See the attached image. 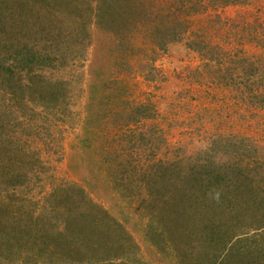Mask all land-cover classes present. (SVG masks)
<instances>
[{"label":"rangeland","instance_id":"rangeland-1","mask_svg":"<svg viewBox=\"0 0 264 264\" xmlns=\"http://www.w3.org/2000/svg\"><path fill=\"white\" fill-rule=\"evenodd\" d=\"M7 2L16 16L3 33L0 26V38L9 42L14 35L13 45L44 47L32 22L44 25L69 14L61 13L60 0ZM104 2L95 0L94 8ZM114 6L131 16L137 10V21L149 20L121 25L135 32L126 42L90 20L76 56L37 70L67 83L64 112L55 114L60 119L47 118L40 108L38 121L25 124L24 155L1 147L3 160L14 164L4 169L0 163V223L10 212L12 226H26L20 229L30 241L28 247L14 246L13 264L74 258L79 264H185L161 222L162 199L168 203L175 191L166 179L180 174L177 166L203 161L220 142L229 145V157L245 161L243 170L256 183L264 180V94L258 95L264 92V45L258 43L264 40V0H124ZM180 13L190 29L182 38L164 40L169 28L163 16ZM15 166L26 167L31 181L17 187ZM161 169L166 174L160 176ZM256 211L248 220L254 228L264 223V203ZM109 224L131 237L116 238ZM245 234L240 231L235 242L236 263L264 264V235Z\"/></svg>","mask_w":264,"mask_h":264},{"label":"trees","instance_id":"trees-1","mask_svg":"<svg viewBox=\"0 0 264 264\" xmlns=\"http://www.w3.org/2000/svg\"><path fill=\"white\" fill-rule=\"evenodd\" d=\"M6 1L0 0L2 33L10 27L11 21L16 16L12 7H5L9 3H4ZM44 1L47 3L55 0ZM60 1L64 2L65 6L62 7V12L59 8V12L69 13L67 16L55 15L57 19L55 18L54 21L52 19L50 22L44 21V25L37 23L40 22L39 20L32 22L35 24L34 29L38 30L36 35L39 38L41 36V41L44 39V47L38 42L13 45L15 36L12 34H10L12 39L9 42L0 38V99L2 100L0 106V163L4 164V169L14 163L3 160L5 155L3 149L8 152L15 148L17 157L24 155L22 153L26 142L22 135L29 136L25 124L30 119L36 118L38 121L42 114L39 111L40 108H43L44 116L47 118L56 117L55 114L59 115L64 112L62 105L66 104L65 100L68 94L66 81L57 78L46 79L37 70L39 68L51 69L58 61L62 65L67 64L68 58H71L72 55L76 56V53L80 52V49H76L83 48L86 42L88 24L93 18L97 20V24L102 30L114 33L118 40L122 39L125 42L128 40V36L132 41L135 32L131 31L129 27L126 31V28H122L121 25L129 24L132 20L136 23L135 25L149 20L146 17L145 20H135L138 18L136 14L138 11L134 8L132 16L124 12V7L116 10L114 4L124 3V0H105L106 2L98 8H94L95 0H74L71 1L73 2L72 7L69 5L70 0ZM133 1L140 2L141 0ZM64 7L68 8L64 9ZM180 17H182V13L174 17L163 16L162 25L169 28L163 37L164 40L182 38L181 36L190 29L189 20H180ZM113 25L115 27H112ZM155 32L159 33V31ZM122 34L123 37L120 38ZM256 39L259 40L258 37ZM258 43L263 46L264 40L260 39ZM13 49L16 53L13 52ZM193 49H199V46L196 45V48ZM258 64L255 62L253 65L257 66ZM237 81L234 78L233 83ZM250 81L257 83L258 78H252ZM241 84L239 82V86ZM262 94L264 92L258 93V95ZM258 95L256 97H259ZM260 103L264 105V100ZM20 114L22 119L18 118ZM13 115L16 116V120L12 118ZM57 119L59 120L60 117L57 116L53 121L56 122ZM216 143H218L216 145L218 149L217 151L213 149L214 154H208L203 161V158H200L190 161L187 165L181 163L184 166L179 164L177 167L180 174L174 173L176 175H172L173 178H170V182L166 179L175 191H170L174 196L168 200V203L164 200L165 198L162 199L164 204L160 208L164 211V215L161 222H164V232H167L168 240L176 245L174 249L177 251L181 249L184 254L185 264H237L239 253L236 252L238 244L235 245V242L237 243L241 236L240 231H246L245 236H249L251 231L255 232V235H264V223H260L263 226H256V229L254 225L248 223V220L253 219L252 214L263 206L264 180L256 183V178L251 176L250 171L243 170L245 161L239 163L229 157L230 151L226 149L228 144L225 147L220 142ZM12 160L15 161V159ZM161 172L166 174L161 169L158 171L160 176ZM11 176L12 180H16L15 183H18L17 187L21 182L25 184L29 180L31 181L30 171L26 167L20 169L15 166ZM158 178L161 179V177ZM163 186L158 187L160 192L163 191ZM166 194L162 193L163 196ZM54 197L57 199L59 195H54ZM168 205H170L169 208ZM96 215L98 216V214ZM8 216L0 223V227L3 229L0 233V250L3 255L0 264H13L17 256L13 254L14 246L25 245L28 247V242H30L26 240L25 232L20 229H25L26 226L25 228L21 227V224L18 226L19 228L12 226L15 222L12 221L10 212ZM256 222L259 223V220ZM114 226L109 224L106 229L112 233L114 232L112 228H115L116 238L121 237L127 241L131 237L125 230L118 229L122 233H117V228ZM11 230H14V236H12ZM19 234L21 239L18 238ZM36 244L37 242H32L34 247ZM64 264L79 263L74 258L67 260ZM98 264L113 263H109L108 260H100Z\"/></svg>","mask_w":264,"mask_h":264}]
</instances>
